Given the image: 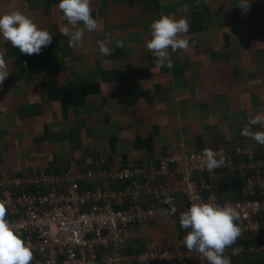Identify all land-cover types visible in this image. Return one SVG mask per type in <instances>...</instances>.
Instances as JSON below:
<instances>
[{
  "label": "crops",
  "instance_id": "0c3cea01",
  "mask_svg": "<svg viewBox=\"0 0 264 264\" xmlns=\"http://www.w3.org/2000/svg\"><path fill=\"white\" fill-rule=\"evenodd\" d=\"M98 28L69 48L59 0H0V15L21 11L46 28L53 41L25 55L0 37L9 76L0 84V179L96 168L107 174L160 166L181 148L211 149L237 161L238 149L256 157L264 146L241 135L264 113V0H91ZM161 15L184 17L190 50L170 52L173 67H156L146 48L150 25ZM71 27V26H69ZM124 40L123 48L116 41ZM98 41H107L102 55ZM244 180L220 177L214 189L243 200ZM180 201L181 198H179ZM144 206L156 204L145 193ZM243 246V262L264 264V245ZM178 220L137 227L127 252L182 243ZM231 262H234L230 258ZM190 264H196L191 262Z\"/></svg>",
  "mask_w": 264,
  "mask_h": 264
},
{
  "label": "built area",
  "instance_id": "2783aa9c",
  "mask_svg": "<svg viewBox=\"0 0 264 264\" xmlns=\"http://www.w3.org/2000/svg\"><path fill=\"white\" fill-rule=\"evenodd\" d=\"M204 150V149H203ZM203 150L181 148L160 166L148 165L107 174L96 168L70 169L63 174L37 173L11 182L0 179V200L7 203V219L34 253L32 264H208L183 243L146 251L127 252L128 234L160 219L178 220L199 197L214 196L221 206L229 203L240 212L238 240L260 238L264 218V151L260 157L238 149L234 160L208 171ZM215 152V151H214ZM217 159L221 158L217 152ZM245 179L243 200H227L214 189L220 177ZM145 193L157 203L144 206ZM259 199H255V196ZM171 198L178 209L169 215L163 202ZM182 201H180V199ZM249 252L264 253V245ZM243 246L228 247L231 264L243 262Z\"/></svg>",
  "mask_w": 264,
  "mask_h": 264
},
{
  "label": "clouds",
  "instance_id": "9594fccd",
  "mask_svg": "<svg viewBox=\"0 0 264 264\" xmlns=\"http://www.w3.org/2000/svg\"><path fill=\"white\" fill-rule=\"evenodd\" d=\"M248 6L249 0H241L239 8L246 11ZM57 8L62 13V20L67 22L62 28V34L69 37V48L80 47L86 32L97 30L98 21L92 15L91 0H59ZM188 31L189 21L184 17L161 15L154 20L150 25V39L145 46L156 58L157 68L173 67L169 50H190L185 35ZM0 37L10 42L20 53L29 56L40 54L42 48L53 41L52 34L46 28L39 27L32 18L18 10L0 15ZM98 46L102 55L111 53L107 41H98ZM124 46V40L116 41V47ZM8 76V63L4 58V51L0 50V84ZM248 125H260L264 128V113L254 116L248 121ZM241 135L264 146V130L252 131L250 127H246ZM202 160L210 172L225 164L223 157L217 159V154L208 148L203 150ZM163 203L169 206L165 209L169 215L177 213L178 209L171 198ZM6 217L7 203L0 200V264H32L34 253L31 245ZM239 219V210L231 204L221 206L214 196L207 201L197 197L190 207L179 213L180 227L186 230L182 243L189 252L198 253L208 264H231L225 251L241 235V228L237 223Z\"/></svg>",
  "mask_w": 264,
  "mask_h": 264
},
{
  "label": "trees",
  "instance_id": "16d2710c",
  "mask_svg": "<svg viewBox=\"0 0 264 264\" xmlns=\"http://www.w3.org/2000/svg\"><path fill=\"white\" fill-rule=\"evenodd\" d=\"M255 199H259V196H255L254 197ZM262 222H264V218H262ZM261 242L257 239V240H252L251 238H247L245 240H236V242L233 244L234 246H253V245H258L260 244ZM232 260H234V258L231 257Z\"/></svg>",
  "mask_w": 264,
  "mask_h": 264
}]
</instances>
